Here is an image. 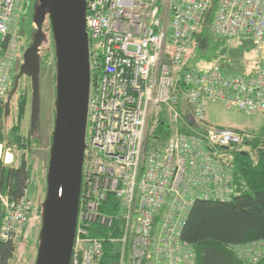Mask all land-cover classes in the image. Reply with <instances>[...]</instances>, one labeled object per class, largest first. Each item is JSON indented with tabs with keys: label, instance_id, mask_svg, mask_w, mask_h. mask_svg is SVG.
<instances>
[{
	"label": "built area",
	"instance_id": "built-area-1",
	"mask_svg": "<svg viewBox=\"0 0 264 264\" xmlns=\"http://www.w3.org/2000/svg\"><path fill=\"white\" fill-rule=\"evenodd\" d=\"M26 2L0 0V103L15 72L14 29ZM214 5L211 31L255 46L246 74L189 64ZM86 29L91 90L70 264H101L107 241L118 245L117 264H196L183 229L196 201H231L232 169L223 150L242 141L234 128L209 126L207 106L264 116V0H87ZM161 120L171 135L148 149ZM0 197V241L16 244L32 202L28 193L18 201ZM102 228L110 236H98Z\"/></svg>",
	"mask_w": 264,
	"mask_h": 264
},
{
	"label": "trees",
	"instance_id": "trees-1",
	"mask_svg": "<svg viewBox=\"0 0 264 264\" xmlns=\"http://www.w3.org/2000/svg\"><path fill=\"white\" fill-rule=\"evenodd\" d=\"M215 11L214 5L194 38L189 62L191 57L196 56L197 59L190 65L203 68L205 65L218 64L227 73L246 74L247 70L241 67V63L220 55V48L227 41L211 31ZM48 22L46 24L51 33ZM40 55L42 68V54ZM13 86L12 78L10 90ZM29 94L25 88L20 93L16 102L17 111L15 112L14 107L12 112L14 121L8 128L3 123L8 120L5 111L8 96L0 103V145L4 146V149H18L23 153L18 166L10 163L7 165L0 158V196H7L11 201H18L27 193L28 197L30 196V186L34 184L37 170H40L35 166L37 157L32 151L37 144L31 135L27 138L23 134V120L30 107ZM169 128V124L161 120L148 139V149H156L165 144L171 135ZM236 131L242 137L241 143L235 148L223 150L225 160L232 169L234 193L231 201H196L182 232V240L195 251L196 264H264V125L251 134H245L238 129ZM244 147L251 151L244 150ZM26 152H30V161L26 158ZM109 206L110 199L102 208L107 214H110ZM41 211L42 203H39V216ZM4 213L0 197V228ZM30 215L28 223L31 220ZM96 234L100 237L110 236V229L102 228ZM112 234L118 236L119 232L113 231ZM16 245L0 241V264H9L14 260ZM117 246L108 241L104 243L101 264H117L118 258L114 253ZM246 251H251V256H248Z\"/></svg>",
	"mask_w": 264,
	"mask_h": 264
},
{
	"label": "water",
	"instance_id": "water-1",
	"mask_svg": "<svg viewBox=\"0 0 264 264\" xmlns=\"http://www.w3.org/2000/svg\"><path fill=\"white\" fill-rule=\"evenodd\" d=\"M37 1L34 14L37 31L24 53L15 85L8 93L5 111L8 117L19 81L24 76L30 78V130L33 134L40 106V52L47 39L44 25L49 21L56 55V119L35 264H70L83 185L91 90L87 0Z\"/></svg>",
	"mask_w": 264,
	"mask_h": 264
},
{
	"label": "rangeland",
	"instance_id": "rangeland-1",
	"mask_svg": "<svg viewBox=\"0 0 264 264\" xmlns=\"http://www.w3.org/2000/svg\"><path fill=\"white\" fill-rule=\"evenodd\" d=\"M26 3L24 12L17 19L16 28L14 29V32L18 37V60L13 75L14 85L20 67L23 64L24 53L33 43V38L36 33L35 31H37L34 24V14L38 6V1L27 0ZM44 32L47 35V39L41 47L42 68L40 72V106L37 116V127L32 134L30 130L32 88L30 78L25 76L19 81L17 92L13 96L11 113L6 117L8 120L3 122L6 128L12 125L15 118L12 113L13 109L15 107V112L17 111V98L25 88L28 93H30V107L23 120V134L27 136V138H30L31 135L32 140L37 144L32 151L33 155L37 157L35 166L39 167L40 170H37L34 184L30 186L31 198L29 199L32 202L30 212L31 220L24 228L20 240L16 243L15 258L9 264H35L39 246L38 236L42 226L41 216L38 214L39 203L43 204L47 193V166L49 165L52 135L56 119V55L52 32H49L48 24L44 25ZM256 54L255 46L249 39H234L230 42H226V44L222 45L220 48V55H225L230 61L241 63V67L247 70H245L246 73L253 68ZM195 59H197L196 56L195 58L191 57L189 64H191L192 61H196ZM244 62L247 64L246 66L242 65ZM211 65H205L202 69H209L212 67ZM206 123L209 126L234 128L245 134H251L258 131L264 125V116L258 114L248 115L238 110H228L219 104H210L207 106ZM0 150H2V157L0 158L3 159L5 164L9 165L8 163H10V165L13 166L19 165V160L23 154L21 150L15 149L13 151L12 148L8 147H5L4 149V146L2 145H0ZM244 150L251 151V149L249 150L246 147H244ZM29 154L30 152L25 153L27 159ZM8 155L11 157L9 159L10 162L6 161ZM30 159L31 157L28 160L30 161Z\"/></svg>",
	"mask_w": 264,
	"mask_h": 264
},
{
	"label": "bare ground",
	"instance_id": "bare-ground-1",
	"mask_svg": "<svg viewBox=\"0 0 264 264\" xmlns=\"http://www.w3.org/2000/svg\"><path fill=\"white\" fill-rule=\"evenodd\" d=\"M206 113H207V111H206ZM0 157H1V150H0ZM7 157H8L7 158V162H8L11 157L9 155Z\"/></svg>",
	"mask_w": 264,
	"mask_h": 264
},
{
	"label": "crops",
	"instance_id": "crops-1",
	"mask_svg": "<svg viewBox=\"0 0 264 264\" xmlns=\"http://www.w3.org/2000/svg\"><path fill=\"white\" fill-rule=\"evenodd\" d=\"M2 151V150H1ZM10 156V155H9ZM1 157H2V154H1ZM8 162H10V161H8Z\"/></svg>",
	"mask_w": 264,
	"mask_h": 264
}]
</instances>
